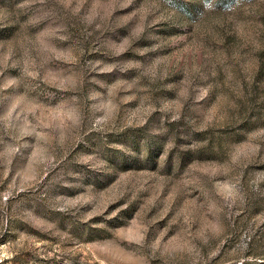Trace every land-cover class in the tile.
Masks as SVG:
<instances>
[{
	"label": "rangeland",
	"instance_id": "rangeland-1",
	"mask_svg": "<svg viewBox=\"0 0 264 264\" xmlns=\"http://www.w3.org/2000/svg\"><path fill=\"white\" fill-rule=\"evenodd\" d=\"M0 264H264V0H0Z\"/></svg>",
	"mask_w": 264,
	"mask_h": 264
}]
</instances>
